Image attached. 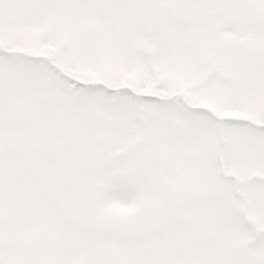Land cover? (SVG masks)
Returning <instances> with one entry per match:
<instances>
[{"label":"snow or ice","instance_id":"snow-or-ice-1","mask_svg":"<svg viewBox=\"0 0 264 264\" xmlns=\"http://www.w3.org/2000/svg\"><path fill=\"white\" fill-rule=\"evenodd\" d=\"M0 264H264V0H0Z\"/></svg>","mask_w":264,"mask_h":264}]
</instances>
